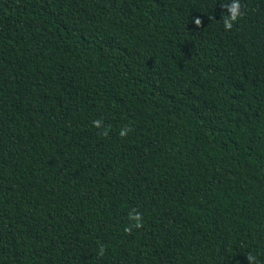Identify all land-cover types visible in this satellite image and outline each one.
Segmentation results:
<instances>
[{
  "label": "trees",
  "instance_id": "16d2710c",
  "mask_svg": "<svg viewBox=\"0 0 264 264\" xmlns=\"http://www.w3.org/2000/svg\"><path fill=\"white\" fill-rule=\"evenodd\" d=\"M239 2L228 30L232 0H0V264H264V0Z\"/></svg>",
  "mask_w": 264,
  "mask_h": 264
},
{
  "label": "clouds",
  "instance_id": "9594fccd",
  "mask_svg": "<svg viewBox=\"0 0 264 264\" xmlns=\"http://www.w3.org/2000/svg\"><path fill=\"white\" fill-rule=\"evenodd\" d=\"M223 7L228 12V15L223 17V24H224L226 29L230 30L233 27V22L237 21V19L241 15V4H240L239 0H232V3H230V4L225 3L223 5ZM195 24L197 26H200L202 24V20L200 18H195ZM92 124L97 129H100L102 127L103 122H102V120L97 119V120H94L92 122ZM130 131H132V129L130 127L125 126L120 130L119 134L122 138H126ZM101 134L106 137L108 135V129L105 128ZM128 219L132 223L130 224L129 227L125 228L126 232H131L133 227L136 229H140L143 227V217L135 209H133L132 211L129 212ZM99 254L101 256H103V254H104L103 247H101ZM246 258H247L249 264H255V257L254 256H252L251 254H248L246 256Z\"/></svg>",
  "mask_w": 264,
  "mask_h": 264
}]
</instances>
